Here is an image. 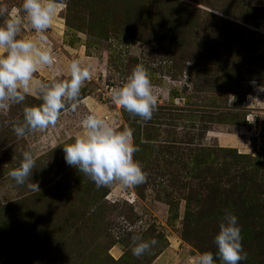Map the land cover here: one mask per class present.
<instances>
[{
	"label": "rangeland",
	"instance_id": "374dc122",
	"mask_svg": "<svg viewBox=\"0 0 264 264\" xmlns=\"http://www.w3.org/2000/svg\"><path fill=\"white\" fill-rule=\"evenodd\" d=\"M44 35L56 63L37 80L68 79L73 59L94 74L47 129L13 131L25 106L42 103L38 91L0 110V264H190L217 251L228 213L242 228L241 264H264V147L248 120L264 115L251 84H264V0H63ZM20 36L37 38L27 23ZM140 64L159 101L149 121L110 97ZM89 114L133 130L143 184L98 189L66 164L63 146ZM25 150L36 159L28 182L40 189L9 175ZM133 236L157 244L136 257Z\"/></svg>",
	"mask_w": 264,
	"mask_h": 264
},
{
	"label": "clouds",
	"instance_id": "9594fccd",
	"mask_svg": "<svg viewBox=\"0 0 264 264\" xmlns=\"http://www.w3.org/2000/svg\"><path fill=\"white\" fill-rule=\"evenodd\" d=\"M62 4L63 0H23L19 11L0 7V20L3 21L0 23V110L6 111L12 104L23 103L34 91L42 97L40 105L25 106L23 120L13 125L18 138L54 126L67 106L75 109L82 87L93 78V64L80 59L70 63L68 79L41 82L35 78L41 68L56 63L52 48L46 46L44 34L53 25ZM25 23L31 26L37 38L20 36ZM251 84L258 94H264V84H257L255 80ZM110 97L116 106L144 121L151 120L159 102L150 74L142 64L133 69L122 86L111 90ZM82 128L83 133L74 142L63 146L67 165L86 175L98 189L115 182L130 188L146 181L142 164L134 158L140 149L131 128L118 129L96 114L85 116ZM35 167L34 154L25 150L21 164L9 175L19 186L27 183L29 189H40L38 183L28 182ZM132 243V254L140 257L157 241L133 236ZM215 244V253L198 254L190 264H216L217 260L220 264H241L247 260L242 228L236 215L228 213L224 216Z\"/></svg>",
	"mask_w": 264,
	"mask_h": 264
},
{
	"label": "built area",
	"instance_id": "2783aa9c",
	"mask_svg": "<svg viewBox=\"0 0 264 264\" xmlns=\"http://www.w3.org/2000/svg\"><path fill=\"white\" fill-rule=\"evenodd\" d=\"M253 117H248L249 122H253V133H254V142L262 143L261 145H258L259 147H264V115L259 114V116H256V114H252ZM252 118V119H251ZM259 150V148H258Z\"/></svg>",
	"mask_w": 264,
	"mask_h": 264
},
{
	"label": "crops",
	"instance_id": "0c3cea01",
	"mask_svg": "<svg viewBox=\"0 0 264 264\" xmlns=\"http://www.w3.org/2000/svg\"><path fill=\"white\" fill-rule=\"evenodd\" d=\"M224 141H226V140H224Z\"/></svg>",
	"mask_w": 264,
	"mask_h": 264
}]
</instances>
